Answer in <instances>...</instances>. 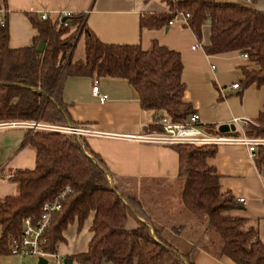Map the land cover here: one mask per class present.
<instances>
[{"label": "trees", "instance_id": "16d2710c", "mask_svg": "<svg viewBox=\"0 0 264 264\" xmlns=\"http://www.w3.org/2000/svg\"><path fill=\"white\" fill-rule=\"evenodd\" d=\"M159 1L167 12L142 16L140 28L168 25L176 13L187 15L183 26L197 41L201 29L209 28L204 54H246L254 66L243 68V87H264V13L239 0ZM240 1L253 5L260 0ZM26 16L37 33L30 47L8 48L6 24L0 25V122L73 126L61 98L63 84L67 78L91 76L126 81L137 94L140 109L152 114V122L167 117L184 123L195 114L182 101L177 53L155 43L147 51L137 45L103 44L85 27L80 14L71 15L66 26ZM79 34L84 37L85 59L71 63L70 52ZM40 42L44 48L38 53ZM204 128L208 134H218L214 127ZM159 130L151 123L143 132ZM244 135L264 139L263 113L245 128ZM23 143L33 151V167L14 171L8 180L16 194L0 199V254L7 253L9 239L19 235L22 220L37 219L42 204L67 187L69 193L45 232L44 250L56 252L67 225L75 221L80 229L92 214L86 252L67 257L74 264H194L198 252L234 264H264L257 222L226 215L239 203L228 192H220L218 177L206 165L216 147L171 146L177 155L180 203L187 218L179 226L167 227L152 221L135 190V180L112 175L84 138L28 130ZM254 165L264 170V146L257 147Z\"/></svg>", "mask_w": 264, "mask_h": 264}, {"label": "crops", "instance_id": "0c3cea01", "mask_svg": "<svg viewBox=\"0 0 264 264\" xmlns=\"http://www.w3.org/2000/svg\"><path fill=\"white\" fill-rule=\"evenodd\" d=\"M238 3L264 13V0L253 5L240 0ZM0 11V18L7 27L10 49L32 45L37 33L26 15L39 19L41 14H45L54 21L62 13H69L82 15L85 27L103 44L137 45L142 51H147L155 43L177 53L182 65V101L198 116L201 126L214 127L213 130L220 135L231 137V133H236L235 137L240 136L245 129L233 121L251 124L260 113L264 114V87L257 88L254 84L243 87L242 70L253 68L254 64L242 59L239 52L204 54L202 47L208 44V26L201 29L199 41L181 22L158 28H140L142 16L167 12L166 5L159 0H0ZM84 59V37L79 34L73 42L70 62H83ZM95 81L99 92L107 97L105 102L100 103L91 96ZM234 84L238 89H231ZM61 98L74 127L109 135L84 137V142L112 175L132 178L137 185L174 183L180 188L177 155L172 147L129 139L144 133L153 117L140 109L137 94L126 81L94 76L67 78ZM221 126H232L233 130L221 133L218 131ZM26 131L19 127L0 129V199L16 194L15 185L8 180L14 171L33 167V151L23 143ZM257 147L254 158L250 159L244 147L217 146L206 165L218 177L221 193L228 192L235 200H242L239 208L226 215L256 221L258 239L264 245V170L254 165ZM149 211L152 221L158 225L166 226L163 219L174 226L183 223L175 216L159 218L157 213L160 210L155 213L154 210ZM92 217L90 214L80 229L75 221L67 225L61 234L63 242L56 247L60 257L86 252L92 236L89 231ZM128 226L132 227L133 223ZM0 264L25 262L7 251L0 254ZM194 264L234 263L224 257L215 259L198 252Z\"/></svg>", "mask_w": 264, "mask_h": 264}, {"label": "built area", "instance_id": "2783aa9c", "mask_svg": "<svg viewBox=\"0 0 264 264\" xmlns=\"http://www.w3.org/2000/svg\"><path fill=\"white\" fill-rule=\"evenodd\" d=\"M1 12V11H0ZM71 14L62 13L57 18V21L66 26L69 22ZM187 15L182 13H176L175 17L168 22V25L173 22L185 23ZM40 20H46L45 14L39 16ZM3 20L0 18V25H3ZM194 48V47H192ZM242 59H246V54H240ZM231 89H238V85H231ZM91 96L98 102L102 103L107 100L106 95L101 94L95 81L90 90ZM240 123L245 129L249 123L246 121H233V124ZM152 125L157 126L160 130L151 133H142L137 136H133L129 139L143 144H154L162 146H177V145H189V146H241L244 147L249 155L250 159L254 158V151L257 146H264V139L248 138L242 132L240 136L228 137L224 135H212L205 132V128L200 125L198 116L192 114L184 123L172 122L167 117H160L152 122ZM7 127H19L27 130H35L41 132H59L73 134L77 137H109L107 134L98 133L95 131L83 129L74 126H51L42 123L32 122H19L9 121L0 122V129ZM69 193V189L66 187L59 193L56 198L50 202H45L40 208V215L37 219L24 218L22 220L21 231L15 238L9 239L7 243V251L10 255L17 256L19 258H33L35 260L42 258L47 261H52L53 264H62L63 258L56 252H48L44 250L45 247V232L52 220V217L60 211V201L64 199L65 195ZM239 204H242L241 199L236 200Z\"/></svg>", "mask_w": 264, "mask_h": 264}, {"label": "rangeland", "instance_id": "374dc122", "mask_svg": "<svg viewBox=\"0 0 264 264\" xmlns=\"http://www.w3.org/2000/svg\"><path fill=\"white\" fill-rule=\"evenodd\" d=\"M140 188L137 189V187ZM138 196L146 204V210H160L157 216L159 218H166L167 216H175L177 221H186L187 215H185L184 209L180 203V188L174 183L168 184H142L135 185ZM176 210H173V208ZM169 219V217H168ZM162 223L167 227L174 226L170 221L163 219ZM25 264H36V260L33 258H23ZM48 264H53L52 261H48Z\"/></svg>", "mask_w": 264, "mask_h": 264}, {"label": "water", "instance_id": "95a60500", "mask_svg": "<svg viewBox=\"0 0 264 264\" xmlns=\"http://www.w3.org/2000/svg\"><path fill=\"white\" fill-rule=\"evenodd\" d=\"M43 48H44V44L42 42H40L38 44V47H37L36 51L38 53H40V52L43 51ZM228 130H233V127L232 126H229V127L221 126L218 129V131L221 132V133L227 132ZM110 184H111V182H110ZM36 264H48V261L45 260V259L39 258V259H37ZM62 264H72V261L70 259H68V258H63Z\"/></svg>", "mask_w": 264, "mask_h": 264}]
</instances>
